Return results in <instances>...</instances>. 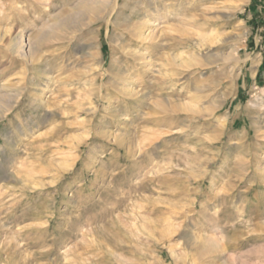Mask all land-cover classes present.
Masks as SVG:
<instances>
[{
	"label": "rangeland",
	"instance_id": "374dc122",
	"mask_svg": "<svg viewBox=\"0 0 264 264\" xmlns=\"http://www.w3.org/2000/svg\"><path fill=\"white\" fill-rule=\"evenodd\" d=\"M0 264H264V0H0Z\"/></svg>",
	"mask_w": 264,
	"mask_h": 264
},
{
	"label": "bare ground",
	"instance_id": "6f19581e",
	"mask_svg": "<svg viewBox=\"0 0 264 264\" xmlns=\"http://www.w3.org/2000/svg\"><path fill=\"white\" fill-rule=\"evenodd\" d=\"M150 23H151V22H150ZM143 27H144V26H143ZM144 28H145V27H144ZM142 30H144V29L142 28ZM136 32H137V31H136ZM136 32H135V33H136ZM140 32H141V31H140ZM136 34H137V33H136ZM211 36H212V35H211ZM145 37H148V36H145ZM203 37H204V36H203ZM206 37H207V36H206ZM146 39H147V38H146ZM205 42H206V39H205ZM200 43H201V42H200ZM146 46H147V45H146ZM144 47H145V45H144ZM182 53H183V52H182ZM147 57H148V56H147ZM170 58H171V56H170ZM175 58L177 59L178 56L175 55V56H174V59H175ZM179 58H180V55H179ZM148 59H149V58H148ZM189 59H190V58H189ZM179 60H181V59H179ZM173 64H174V63H173ZM152 66H153V65H152ZM158 69H159V68H158Z\"/></svg>",
	"mask_w": 264,
	"mask_h": 264
}]
</instances>
